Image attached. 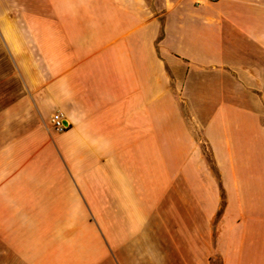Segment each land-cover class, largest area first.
<instances>
[{"label":"crops","instance_id":"1","mask_svg":"<svg viewBox=\"0 0 264 264\" xmlns=\"http://www.w3.org/2000/svg\"><path fill=\"white\" fill-rule=\"evenodd\" d=\"M0 264H264V0H0Z\"/></svg>","mask_w":264,"mask_h":264},{"label":"built area","instance_id":"2","mask_svg":"<svg viewBox=\"0 0 264 264\" xmlns=\"http://www.w3.org/2000/svg\"><path fill=\"white\" fill-rule=\"evenodd\" d=\"M196 1H197V4H206V3L215 2L217 0H196ZM51 123H52L53 129L58 133H63L68 128V125L65 123V117L61 112H56L52 116Z\"/></svg>","mask_w":264,"mask_h":264},{"label":"water","instance_id":"3","mask_svg":"<svg viewBox=\"0 0 264 264\" xmlns=\"http://www.w3.org/2000/svg\"><path fill=\"white\" fill-rule=\"evenodd\" d=\"M68 125V124H67Z\"/></svg>","mask_w":264,"mask_h":264}]
</instances>
